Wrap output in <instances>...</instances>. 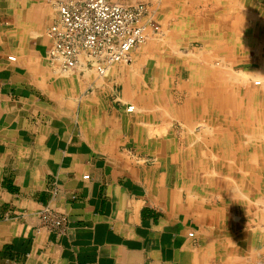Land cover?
<instances>
[{
	"label": "crops",
	"instance_id": "obj_1",
	"mask_svg": "<svg viewBox=\"0 0 264 264\" xmlns=\"http://www.w3.org/2000/svg\"><path fill=\"white\" fill-rule=\"evenodd\" d=\"M57 1L0 0V264H264V191L251 188L256 168L264 185V112L221 105L206 67L264 43L252 0H170L172 55L134 52L105 77L45 57ZM179 58L177 109L165 71ZM45 207L63 234L42 226Z\"/></svg>",
	"mask_w": 264,
	"mask_h": 264
},
{
	"label": "built area",
	"instance_id": "obj_2",
	"mask_svg": "<svg viewBox=\"0 0 264 264\" xmlns=\"http://www.w3.org/2000/svg\"><path fill=\"white\" fill-rule=\"evenodd\" d=\"M56 10L57 18L45 32L49 41L45 57L66 71L87 68L105 77L112 66L127 63L129 51L149 38V24L142 22L143 11L136 6L109 0H58ZM150 26L151 32L158 29ZM132 110V105L126 108ZM38 218L49 232H65L64 215L45 207Z\"/></svg>",
	"mask_w": 264,
	"mask_h": 264
},
{
	"label": "rangeland",
	"instance_id": "obj_3",
	"mask_svg": "<svg viewBox=\"0 0 264 264\" xmlns=\"http://www.w3.org/2000/svg\"><path fill=\"white\" fill-rule=\"evenodd\" d=\"M109 1L113 3L129 5V6H136L140 8L143 11L142 12L143 14L142 22L147 21V23L149 24L148 29H147V34L149 37L148 40L144 44L140 45L139 47L130 50L129 56L131 53H134V52L143 53L146 55L147 53L158 52V51L164 53L165 56L170 57L172 55V53H170L172 51L171 45L170 44L167 45L166 43L165 45L163 44V41H162L163 38H166L169 35L168 28L164 27L163 24L164 25L166 24V22H164L165 21V18H164L165 11L164 10L170 7V3H169L170 0H109ZM255 1L257 0H252L251 8L253 10L252 11L253 19H256L257 24H259V26H257V30L259 33L258 39H260L262 38L260 36H263L264 34V28L260 26L261 24L262 25L264 24L263 22L264 21V8H262V12H261L259 10L261 9V7L257 5L259 3V0L257 2ZM262 5L261 6L264 7V3H262ZM150 25L156 26L158 29L155 32H151ZM191 48L195 50L197 53L202 50V45L200 44V42L194 41ZM176 51H179L181 53L185 52L181 48H178V50ZM249 52H250L249 59L237 58L234 61L232 60L229 61L227 59L224 60L222 55H220L219 58L214 57L212 58L213 60L212 59L206 60L208 61V65L206 67L209 68V71L211 70L213 72L214 69H218L220 72V75L218 76L222 84L221 89L224 90V93L223 94L220 93L219 95L221 105L226 104L225 102H227V100L229 99L235 100V102L237 101L242 102L244 100L246 103H250L252 105L251 109L254 111L252 113L253 116H259V115H262V113L264 112V109H261L259 107V103H261V101L264 102V59L260 58L262 56L264 57V53L261 54V52H264V43L263 42L260 43L259 40L256 41V44L252 43ZM182 56L183 55L181 56L179 55V57H182ZM176 61H177V64L175 63ZM182 62L183 61H181L180 58L179 60L175 59L172 62H170L168 59L167 69L165 71L167 75V79H169L170 80L169 82H171L170 84L174 86V88H171L169 92L171 93V100L174 103V105H176L177 109H179L181 106L186 104V100L188 99L186 97L187 94L181 93L178 89L175 88V86L180 84L181 77L179 75V71L181 67H183ZM129 63H130V60L127 63L117 64L115 66L128 65ZM184 63H186V61ZM255 82H258L259 84H255ZM206 83L207 85L205 89L208 93L206 98L210 100L211 94H213V87H212L211 79L210 78L207 79ZM214 90L216 89L214 88ZM198 95L199 93L197 94V96ZM214 95H215V92H214ZM203 100L206 101L207 99L206 100L203 99ZM190 104L192 105V103ZM236 104H238V102ZM237 106L238 105H235V108H233L234 113L232 114L242 116L244 114L243 113L244 109L239 108ZM175 126L179 128L178 124H176ZM200 126L202 125H191L190 127H192V129L196 128L195 129L196 131ZM211 159L213 158L211 157ZM258 163H260L259 160L257 161V164ZM214 166L217 169L223 168L222 165L220 166L216 163L214 164ZM237 168L239 167L235 166V171H236L235 173H237L238 175L239 169ZM226 169L227 167H225V170ZM254 173L256 174L257 177L255 180L256 189L251 187L253 196H255V194H258L259 192L262 193L264 191V185H262L261 182L258 183L259 182V168H256ZM260 185H262L263 187H260Z\"/></svg>",
	"mask_w": 264,
	"mask_h": 264
},
{
	"label": "bare ground",
	"instance_id": "obj_4",
	"mask_svg": "<svg viewBox=\"0 0 264 264\" xmlns=\"http://www.w3.org/2000/svg\"><path fill=\"white\" fill-rule=\"evenodd\" d=\"M240 75V74H239ZM243 75V74H242ZM241 75V76H242ZM244 76V75H243ZM247 77V76H246ZM255 77V76H254ZM253 79V78H252ZM261 79V78H260ZM165 87V86H164ZM199 92V91H198ZM192 93V92H191ZM191 93H190V95H191ZM187 94H189V93H187ZM200 95V94H199ZM193 101V100H192ZM204 101V100H203ZM244 101V100H243ZM210 103V102H209ZM244 105V104H243ZM229 106V105H228ZM251 107V106H250ZM245 111V110H244ZM246 120V119H245ZM245 122V121H244Z\"/></svg>",
	"mask_w": 264,
	"mask_h": 264
}]
</instances>
